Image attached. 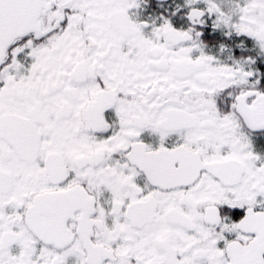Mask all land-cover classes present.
Listing matches in <instances>:
<instances>
[{
	"label": "snow or ice",
	"instance_id": "obj_1",
	"mask_svg": "<svg viewBox=\"0 0 264 264\" xmlns=\"http://www.w3.org/2000/svg\"><path fill=\"white\" fill-rule=\"evenodd\" d=\"M0 264H264V0H0Z\"/></svg>",
	"mask_w": 264,
	"mask_h": 264
}]
</instances>
